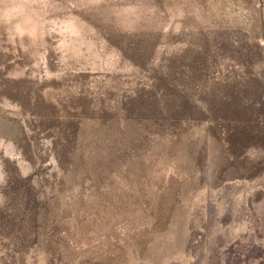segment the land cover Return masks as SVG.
I'll return each instance as SVG.
<instances>
[{"label":"rangeland","instance_id":"obj_1","mask_svg":"<svg viewBox=\"0 0 264 264\" xmlns=\"http://www.w3.org/2000/svg\"><path fill=\"white\" fill-rule=\"evenodd\" d=\"M0 264H264V0H0Z\"/></svg>","mask_w":264,"mask_h":264}]
</instances>
